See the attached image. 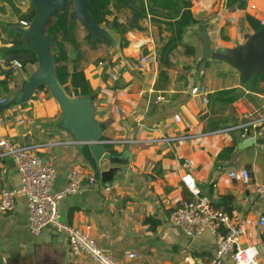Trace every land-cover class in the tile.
Returning <instances> with one entry per match:
<instances>
[{"label": "crops", "instance_id": "0c3cea01", "mask_svg": "<svg viewBox=\"0 0 264 264\" xmlns=\"http://www.w3.org/2000/svg\"><path fill=\"white\" fill-rule=\"evenodd\" d=\"M190 1L198 22L186 31L183 42L194 53L187 55L178 46L169 54V66L160 63L157 52L169 33L159 30L149 17L141 22L142 31L124 34L125 46L93 45L85 40L86 33L77 48L66 51V84L72 87L73 73L82 75L103 139L110 141L106 143L109 148L125 149L129 161L121 168L109 167L107 179L96 178L97 186L62 196L60 219L79 227L90 224L96 243L118 264H205L216 247V236L207 231L189 238L169 218L174 204L192 196L180 179L183 160L188 159L200 197L222 207L239 226L237 249L234 255H225L221 264H264V225L259 222L264 215V194L253 185L264 182V122L244 132L235 127L245 119L244 113L250 117L264 114V79L242 81L230 65L202 61L199 36L205 29L214 48L236 46L252 32L246 14L260 20L264 10L258 13L254 0H247L243 10L232 11L224 8V0H213L217 9L212 17L211 7L203 0L202 5L199 0ZM250 4L255 7L251 9ZM0 8V23H5L1 0ZM122 13L127 14L126 10ZM20 21L11 24L20 25ZM5 27L12 30V26ZM14 37L0 30V46L11 45ZM20 39L27 41L24 35ZM142 56L146 57L144 66ZM9 67L12 75L6 78L7 91L0 92V97H7L0 102V135L36 146L43 160L56 168L53 190L65 184L70 166L83 167L94 176L79 156L49 89L40 87L24 101H9L35 72L37 62L19 69ZM198 84L205 85V101L202 94L190 92V86ZM222 88H235L240 94L232 100L212 97ZM241 167L249 173L246 183L227 173ZM103 181L112 188L104 190ZM19 185L11 158L0 154V189ZM0 264L96 262L85 253L73 254L65 234L50 226L33 233L27 198L18 195L13 210L0 212Z\"/></svg>", "mask_w": 264, "mask_h": 264}, {"label": "built area", "instance_id": "2783aa9c", "mask_svg": "<svg viewBox=\"0 0 264 264\" xmlns=\"http://www.w3.org/2000/svg\"><path fill=\"white\" fill-rule=\"evenodd\" d=\"M254 4H250L253 9ZM234 20V17H230ZM264 24V15L259 20ZM28 22L21 20L20 25L26 26ZM141 66L146 63V57L140 58ZM102 64V62H99ZM10 66L22 68V63L16 59L10 61ZM112 78H116L112 76ZM190 92L202 94L206 100L204 84L191 85ZM6 96L0 97V102H5ZM244 120L236 124L243 132L249 127H256L264 122V114L250 117L244 113ZM110 142V141H107ZM0 154L9 156L19 174L20 185L17 187H2L0 189V212L13 210L18 195H25L30 230L38 233L43 227L50 226L58 232L65 234L69 250L73 254L85 253L96 264H118L113 257L96 243L90 234V224L79 227L75 224L62 222L60 219L59 199L67 194L75 193L83 187L97 186L98 181L91 172L80 166H70L66 172V182L58 190H53L56 179V168L50 161L43 160L36 146L18 142L11 136L0 135ZM184 171L180 175L181 182L191 192L190 198L182 199L174 204L170 210V221L179 228L187 237L192 238L204 232H211L217 238L216 247L212 256L205 264H221L225 255H234L240 234L238 224L230 214L220 206L213 205L202 199L199 187L189 171L190 162L183 160ZM228 175L242 180H249L248 170L244 167L232 168ZM255 190L264 194V182H254ZM104 190L112 188L109 182H102ZM259 222L264 225V215L259 217ZM131 253V256H134Z\"/></svg>", "mask_w": 264, "mask_h": 264}, {"label": "water", "instance_id": "95a60500", "mask_svg": "<svg viewBox=\"0 0 264 264\" xmlns=\"http://www.w3.org/2000/svg\"><path fill=\"white\" fill-rule=\"evenodd\" d=\"M34 15L26 26L11 29L24 35L26 42L0 46V52L27 49L37 57V69L22 84L17 93L18 101L26 100L34 90L46 86L57 100L63 113V125L73 135L78 154L91 167L95 178L107 179L106 172L113 165L124 166L129 161L125 149L109 148L102 137L101 124L94 118L93 100L89 95L69 93L55 72L52 48L54 38L45 32L50 17L68 6V0H29ZM131 5L134 0H127ZM88 0H72L69 21L79 20L90 32L106 43L115 45V39L90 16ZM201 60H217L235 68L242 81L252 75L264 74V24L248 33L236 46L214 48L205 29L200 33Z\"/></svg>", "mask_w": 264, "mask_h": 264}, {"label": "trees", "instance_id": "16d2710c", "mask_svg": "<svg viewBox=\"0 0 264 264\" xmlns=\"http://www.w3.org/2000/svg\"><path fill=\"white\" fill-rule=\"evenodd\" d=\"M199 3L202 2L199 0ZM206 6H210L212 0H203ZM247 0H224V8L232 10H243L246 6ZM88 12L91 18L100 26L105 28L109 27L113 30L118 36L111 35L115 39V45L119 47L125 46L127 40L124 37V34L129 30H138L142 31L143 27L141 22L149 17L150 21L157 26L159 30H165L169 33L168 38L162 45L158 48V58L161 64L169 66V54L178 46L184 48V53L187 55H192L194 53V48L183 42V35L186 31L198 22L193 17L191 12V1L190 0H134V4H130L127 0H88L87 2ZM1 9V8H0ZM124 10L129 11V16H127L125 22L120 21L117 14ZM69 7L61 8L56 11L48 20L45 32L50 34L55 41V46L52 48V54L55 63V72L61 83L65 86L68 92L75 94H89L90 89L87 85V82L82 77L81 74L73 73L70 82L72 83V90H69L68 85L66 84L68 72L64 62L67 61V53L65 45L61 40H58V37L61 36L63 41H71L73 38L70 37L69 29ZM34 15V8L30 9L27 13L20 16V20L30 22L31 18ZM112 17V20H109V17ZM245 19L252 31H256L260 28L261 23L258 19L246 14ZM72 26V23H71ZM86 28V27H85ZM12 34H15L14 39L11 41L12 44L21 43L22 34L8 30ZM87 42H91L93 45L95 43L104 42L100 38L96 37L92 32H88L85 36ZM73 42H75L73 40ZM0 58L3 59V62H0V92L7 91L6 78H9L12 75V69L9 67L10 61L16 59L26 65L28 63L37 62V57L34 52L22 49V50H12L8 52H0ZM207 61V60H206ZM261 78L264 79V74L252 75L250 78H247L245 81L250 79ZM48 90L46 86H41ZM240 92H236L235 88H222L213 92L212 97L220 98L223 96L225 100H232L238 96ZM15 97V96H14ZM12 97L9 101L12 102ZM24 101V100H23Z\"/></svg>", "mask_w": 264, "mask_h": 264}, {"label": "rangeland", "instance_id": "374dc122", "mask_svg": "<svg viewBox=\"0 0 264 264\" xmlns=\"http://www.w3.org/2000/svg\"><path fill=\"white\" fill-rule=\"evenodd\" d=\"M4 4V8H2L3 10V14H5V17H3L4 20H6L7 22H3L0 23V30L2 31V33L7 34L8 37H14L15 34H12L11 32L8 31V28L5 26H13L11 23H19V19L21 15H24L25 13H27L30 9H32V5L30 3L29 0H1ZM214 1L212 0V2L210 3V11L212 14V17H214L215 15V11L217 9V4L213 3ZM254 3H256L258 5V13H262V10H264V0H254ZM215 5V6H214ZM72 6V0H68V7L69 9H71ZM200 7V5H196V8ZM230 10V9H227ZM127 14L124 16L122 12L120 13H114L115 15L117 14V16L119 17V19H121L122 22H125L127 16H129V11L126 10ZM113 16L109 17V20H112ZM2 18V16H1ZM14 24V25H17ZM69 29H70V37L73 38V40L75 42H73V40H71L70 42L68 41H63L61 36L58 37V40H61V42H63V45H65V49L66 51L69 53L70 50H72L73 48H77L79 45V41H81L83 39L82 36H84L86 33L88 34L89 30L87 28L84 27V25H82V23L75 19L72 21V26L68 25ZM82 26V27H80ZM108 29V32L111 35L117 36V34L115 32H113L112 29H110L109 27H106ZM252 31V30H251ZM253 32V31H252ZM82 37V38H81ZM118 38V36H117ZM236 38H240V37H236ZM236 38L235 42H236ZM5 42V41H3ZM55 42V41H54ZM55 46V45H54ZM224 65H227L226 63H222ZM229 66V65H228ZM232 68V67H231ZM234 69V68H232ZM68 85V84H67ZM69 90H72V88L70 87V85H68ZM19 98L17 97V95L13 98V102H18Z\"/></svg>", "mask_w": 264, "mask_h": 264}]
</instances>
